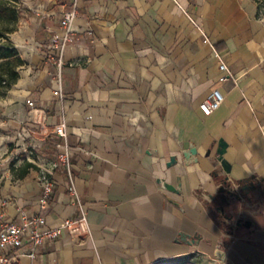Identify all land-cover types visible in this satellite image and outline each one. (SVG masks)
<instances>
[{"label":"crops","instance_id":"1","mask_svg":"<svg viewBox=\"0 0 264 264\" xmlns=\"http://www.w3.org/2000/svg\"><path fill=\"white\" fill-rule=\"evenodd\" d=\"M27 8L32 41L15 44L27 63L0 97V142L18 147L0 163V225L21 208L42 211L50 226L84 210L90 231L80 239L64 231L35 259L7 264H154L195 254L221 264V242L225 264H264V209L243 198L240 215L252 226L229 234L211 198L222 179L237 188L264 178V0H27ZM72 9L67 33L61 21ZM214 88L226 99L205 115L199 104ZM61 122L66 137L56 133ZM58 144L70 147L72 178L53 169ZM191 144L198 160L188 165ZM27 162L36 167L20 176ZM44 170L56 186L41 209ZM178 178L180 192L159 181Z\"/></svg>","mask_w":264,"mask_h":264},{"label":"built area","instance_id":"2","mask_svg":"<svg viewBox=\"0 0 264 264\" xmlns=\"http://www.w3.org/2000/svg\"><path fill=\"white\" fill-rule=\"evenodd\" d=\"M76 17L75 9H72L64 15L61 23L67 33ZM69 40L67 35L64 43ZM220 69L226 74L221 77L222 81L228 80L231 75L228 65L222 61ZM55 95L63 96L61 85L59 84ZM226 96L220 89L214 88L209 96L200 104L199 108L205 115L215 112L225 101ZM30 106H34V102L28 101ZM56 133L60 137H66V126L61 122L56 127ZM62 147L57 154V160L53 163V169H61L68 173L72 178V154L67 144H58ZM42 192L39 199L41 209H45L49 204V199L55 191L56 181L54 173L44 170L41 174ZM66 231L71 239H80L86 236L90 231L89 220L86 212L82 210L81 216L77 219H65L55 226L47 223L46 216L42 211L30 212L27 209L19 210L17 219L5 222L0 225V263L7 264L19 257H29L35 259L44 243L56 241L61 234Z\"/></svg>","mask_w":264,"mask_h":264},{"label":"trees","instance_id":"3","mask_svg":"<svg viewBox=\"0 0 264 264\" xmlns=\"http://www.w3.org/2000/svg\"><path fill=\"white\" fill-rule=\"evenodd\" d=\"M20 14V0H0V94H6L18 81L20 70L27 63L10 38L11 34L18 30ZM33 167L36 166L31 162L24 164L20 170V176L25 175ZM245 180H237L236 183L242 184ZM220 186H232V182L222 179ZM213 204L215 205L214 209H216L217 205L214 202ZM241 207L242 201L240 197L230 195L224 213H218V220L221 225L225 226L223 215L236 216ZM252 231V229H249L248 238H251ZM190 256L193 257L194 255ZM187 263L188 260H186L185 264Z\"/></svg>","mask_w":264,"mask_h":264},{"label":"water","instance_id":"4","mask_svg":"<svg viewBox=\"0 0 264 264\" xmlns=\"http://www.w3.org/2000/svg\"><path fill=\"white\" fill-rule=\"evenodd\" d=\"M220 148L218 149V153L219 155V159L222 162V165L224 166V168L227 171H230V165L223 160V153L224 150L226 148V144L223 142H220ZM183 156H184V162L185 164H192L194 162H196L198 160V156H197V148L194 144H191L190 147L188 149H185L183 151ZM178 162L177 156L173 155L171 156L169 162H168V166H172L175 165ZM180 178H178V183L177 186H174L171 183L166 182L165 180H159L160 182H163V185L165 188L172 190V191H176V192H180L181 188H180V182H179ZM245 181H250L252 183V187L251 189H255V180L253 179H246ZM247 185L245 184H239L237 183V188L235 187V185L232 186H220L219 188V193L218 195L214 196L212 195L211 198L213 200H216L217 197L219 198L218 202H217V209L221 211V213L223 214L225 211V206L226 204H228V198L230 195H237L238 197H240L241 201L243 200V196L240 193L239 190H242V192L247 193L248 189H247ZM247 189V190H246ZM225 222L230 223V230H227V233L229 234H233L234 231L238 230L240 227H251L252 226V221L250 219H246L243 220V218H241L240 216V210L239 212L236 214V216L233 215H223ZM194 238V237H193ZM223 245V242L220 243L219 247L216 249L215 251V256L216 258L220 261L221 264H225V259H226V251L223 250V248H221V246Z\"/></svg>","mask_w":264,"mask_h":264},{"label":"rangeland","instance_id":"5","mask_svg":"<svg viewBox=\"0 0 264 264\" xmlns=\"http://www.w3.org/2000/svg\"><path fill=\"white\" fill-rule=\"evenodd\" d=\"M35 1L36 3L38 2V0H35ZM20 10H21V14H20V19H19L18 30L12 33L10 38L14 44H17V42H22L23 44L29 46L31 44L30 42L32 41V38L30 36V31L27 29L24 30V27L27 25L32 26V23H35V17L32 16V13H35V12L28 11L27 0H20ZM22 56L23 58H27V55L25 53H23ZM5 95L6 94H0V97H3ZM0 148H4L0 153V163H1L11 152H14L15 149L18 147L15 145V143H3L1 141ZM263 188H264V183H263ZM239 191L244 197L245 201L243 203L246 205L248 197L245 196L246 195L245 192H242V190H239ZM249 200L251 201V203H256L257 206L264 209V196L259 191L252 192L250 194ZM189 256L190 255L169 258L166 260L156 262L154 264H185L186 260H188L187 264H212L210 263V260L203 255L195 254L193 257L191 256L189 257Z\"/></svg>","mask_w":264,"mask_h":264},{"label":"flooded vegetation","instance_id":"6","mask_svg":"<svg viewBox=\"0 0 264 264\" xmlns=\"http://www.w3.org/2000/svg\"><path fill=\"white\" fill-rule=\"evenodd\" d=\"M263 183H264V181H263V179H259V180H256L255 181V189H251V187L253 186L252 185V183L250 182V181H244L243 183H242V185L243 184H245V185H247L248 187H247V189H248V192L247 193H245L246 195V197H248V199H247V201H249V202H251L249 199H250V194L252 193V192H260L263 196H264V188H263ZM246 189V190H247ZM217 205V204H216ZM216 210H217V208H216ZM241 216V215H240ZM241 218H243V220H246V219H244V217H242L241 216ZM223 220L225 221V219L223 218ZM225 226H226V229L227 230H230V223H227V222H225Z\"/></svg>","mask_w":264,"mask_h":264}]
</instances>
